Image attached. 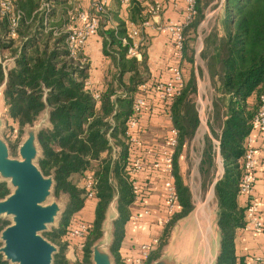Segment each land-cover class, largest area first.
I'll list each match as a JSON object with an SVG mask.
<instances>
[{
    "label": "trees",
    "instance_id": "obj_1",
    "mask_svg": "<svg viewBox=\"0 0 264 264\" xmlns=\"http://www.w3.org/2000/svg\"><path fill=\"white\" fill-rule=\"evenodd\" d=\"M145 1L155 2H129V20L135 25L150 18V14L144 13ZM12 5L8 14L0 16L2 104L8 118L18 124L20 131L25 125H32L40 113L49 108L50 126L37 133L41 147L38 165L44 175L53 176L54 194L68 195L59 227L47 234L61 248L53 264H91V247L102 236L103 221L114 201L118 217L114 221L110 248L115 264H123L120 247L126 224L133 216L131 206L138 197L130 173V163L138 154V148L133 147L126 131L134 113L135 95L142 84L151 80L145 52L147 37L142 33L140 55L130 56L128 50L133 41L127 35L126 21L119 17L122 0L110 1L106 11L99 15L96 34L102 38L103 52L111 59L113 67L106 72L102 88L95 89L87 84L91 65L83 48L75 53L69 48V1L12 0ZM194 7L195 13L183 32L182 48V60L189 63L190 73L187 79L184 77V85L173 96L170 107L177 130L172 165L181 209L166 225L164 235L167 236L171 226L194 208L191 190L179 171L182 150L191 144L200 125L196 69L201 77L203 68L197 65L196 49L191 40L197 38L207 12L217 9L208 29L203 32L200 58L215 91L210 129L219 144L216 148L213 138L205 135L199 168L202 175L208 177L220 153L224 170L214 185L221 232L216 264H244L235 251V237L246 225L247 209V205L240 203L239 184L244 172L241 166L244 142L253 131L264 86V0H195ZM15 11L22 15L13 36L10 15ZM73 14L76 11L73 10ZM7 53L12 59L11 65L4 63ZM95 93L99 94L97 99ZM88 171L93 172L95 180V216L88 221L83 259L70 263L65 255L69 244L66 236L74 215L84 208L88 199L82 185ZM9 193L7 182L1 181L0 199ZM6 225L8 222L0 218V233ZM158 255L159 251L150 255L147 264ZM0 264H9L1 253Z\"/></svg>",
    "mask_w": 264,
    "mask_h": 264
},
{
    "label": "crops",
    "instance_id": "obj_2",
    "mask_svg": "<svg viewBox=\"0 0 264 264\" xmlns=\"http://www.w3.org/2000/svg\"><path fill=\"white\" fill-rule=\"evenodd\" d=\"M148 4L147 1L144 2V5ZM185 8L186 0H177L176 3L165 0L161 14L152 18L150 24L143 29V33L147 37L145 52L150 67L151 80L148 81L149 89L146 97V108L139 118L136 137L140 142L138 145V153L142 156L146 166L142 173L141 181L147 188L148 193L141 204H133L131 206L132 214H137L138 218H133L132 216L126 225L125 237L120 247V258L123 264H133L134 257L138 254L141 244L150 241L152 238H161L163 227L159 222L167 216L165 202L167 174L163 169H157L151 166L152 158L150 152L153 149L162 150L168 148L171 136L170 131L174 128L169 109L166 106L167 102L161 101L158 98L156 88L159 83L170 79L173 66L179 63L177 62L178 57L174 41L164 29V25L168 22L182 21L186 13ZM145 10L147 9H144V13ZM119 17L126 21L128 28L131 23L129 20V5H121ZM115 24L113 21L112 25ZM195 49L196 55L199 54L201 48ZM83 50L89 56L91 65L88 86L100 89L104 84L106 72L109 68L113 67L111 59L104 55L102 38L98 34L90 36L83 46ZM181 62L184 65L183 68L181 67L184 77L187 79L190 73L188 69L189 63L180 59V66ZM202 68L207 74L205 67L202 66ZM196 73L198 76L197 69ZM202 132L209 133V129H203ZM254 148L258 158V163L254 171V191L249 197L240 195V203L247 205L250 198H256L258 200L260 216L264 220V139L258 133L255 135ZM187 149V147H184L179 157V171L185 184H188L185 178V169L187 166L184 164V160L187 158ZM212 197L213 191H211L207 203L199 207L201 215L205 216L207 214L206 207L209 205V200ZM95 206V199H87L84 208L78 213L87 210L88 218H85L91 221L95 216ZM180 209L181 207L178 204L176 212ZM191 212L182 219L186 221L187 219L190 220L189 216ZM197 223L199 224L198 221ZM74 250H77L78 254L79 249L74 248ZM235 251L236 255L243 259L244 264H259L258 259L264 258V232L241 228L235 237Z\"/></svg>",
    "mask_w": 264,
    "mask_h": 264
},
{
    "label": "built area",
    "instance_id": "obj_3",
    "mask_svg": "<svg viewBox=\"0 0 264 264\" xmlns=\"http://www.w3.org/2000/svg\"><path fill=\"white\" fill-rule=\"evenodd\" d=\"M165 0H155L153 3L147 5V10L145 14H150V18L145 19L140 25H135L132 22L128 27V37L132 39L133 43L129 47L130 56H139V46L143 40V29L150 24V20L154 17H157L161 14L164 7ZM176 3L177 0H170ZM130 0H122V4L129 5ZM110 4V0H91L89 3L88 10L85 9H76V14L74 15V20L77 23L75 26L68 27V42L69 48L72 53L78 48H83L87 39L96 34L97 28L99 25V15L106 11L107 7ZM195 0H186L185 15L182 21L179 22H168L164 25V29L168 32L170 37L173 39L175 44V49L177 53V63L172 68V76L169 80L159 83L157 85L158 98L161 101L167 102L166 106L169 109L173 101V96L178 93L184 85V73L180 66V59H182V48H183V32L186 25L192 19L195 13ZM12 0H0V16L8 14L12 10ZM91 10L93 12H91ZM21 12H13L10 15V33L11 35L16 34V28L18 26L19 18L21 17ZM126 42V39H124ZM89 85V83L87 82ZM149 85L148 83L142 84L139 87L135 95V100L133 103V115L127 123V135L130 137L133 147L138 148L139 140L136 137V132L139 124V118L141 114L145 111L146 108V97L148 93ZM95 99L99 97L98 93L94 94ZM254 127L250 135L245 139V152L243 158L241 159V166L244 170L243 176L240 180L239 189L240 194L243 196H251L254 191V182H255V168L258 163V158L256 156V151L254 148L255 135L258 133L262 135L264 139V86L263 91L260 96V105L257 111V114L254 117L253 121ZM170 139L168 148L157 150L153 149L150 154L152 158L151 166L157 169H163L167 174L166 182V193H165V202L167 216L162 218L159 222L161 226L169 222L172 214L176 212L178 202L177 189L175 184V178L173 175V165L172 157L173 152L177 146V130L172 128L170 131ZM219 142L217 141V145ZM218 148V146H217ZM130 173L133 178V186L135 191L138 193L135 204H141L145 197L147 196L148 190L141 181V176L145 170V162L142 156L138 153L136 154L130 163ZM93 172L88 171L82 179V185L85 187L88 195V199L94 198V184L95 180L93 179ZM147 213V212H145ZM133 218H138V215H133ZM88 221L80 218L74 217L71 225L69 226L66 240L68 241V247L72 249L78 248L82 251L84 241L88 233ZM248 230L264 232V220L260 216L258 210V200L256 198H250L247 204L246 209V225L245 227ZM157 244V238H152L150 241L144 242L140 245L138 254L134 257V264H147L151 252L155 249ZM74 250V249H73ZM259 264H264V258L258 259Z\"/></svg>",
    "mask_w": 264,
    "mask_h": 264
},
{
    "label": "water",
    "instance_id": "obj_4",
    "mask_svg": "<svg viewBox=\"0 0 264 264\" xmlns=\"http://www.w3.org/2000/svg\"><path fill=\"white\" fill-rule=\"evenodd\" d=\"M2 91L3 86L0 87V100H2ZM40 121L43 125L38 126ZM49 126V108L42 111L32 125L24 126L23 130L27 135L19 146L20 159L10 157L8 144L0 138V175L4 178L0 182H7L10 189L9 180L14 187L13 191L0 199V218L3 215H11L13 220L0 233V242H2L0 253L9 264H53L55 254L59 252L58 247L42 234L48 230L49 225L57 221L60 212L58 202L45 203L50 196L55 195V182L53 176L44 175L38 165L41 147L37 133L40 129ZM215 183L216 181L213 184V192ZM117 217L118 211L115 203V213L110 217L111 232L107 234L105 242L109 245V251L100 241L104 234V220L103 234L91 247V264H115L110 247L114 239V221ZM182 220L181 218L178 221L186 228V223ZM178 233L173 232L172 241ZM183 235L188 238L187 245L191 246L188 251L193 253L191 254L193 261L190 264H216L221 247V232L218 223L214 227L208 219L207 225L199 223L197 230L185 229ZM171 246L172 244L169 247H163L160 255L149 264H182L173 255L171 256L169 251Z\"/></svg>",
    "mask_w": 264,
    "mask_h": 264
},
{
    "label": "rangeland",
    "instance_id": "obj_5",
    "mask_svg": "<svg viewBox=\"0 0 264 264\" xmlns=\"http://www.w3.org/2000/svg\"><path fill=\"white\" fill-rule=\"evenodd\" d=\"M68 1H69L70 6H71L69 9L68 16H69V18L71 16V19H70V22L67 24V28L70 26H75L77 24L73 18V16H74L73 10L74 11H76V9L88 10V8H89L88 4L90 3L91 0H68ZM111 1H113V0H111ZM111 5H110V8H111ZM216 11H217V9L216 10L212 9V10H209L207 12V16L203 20V23L200 25L197 38H195V40H191V43L193 44V46H195V48H197V49L201 48V50H202V48H203V32H204V30L208 29L209 21L212 20V16L216 13ZM86 56L89 59V56L87 54H86ZM196 57H197V65L201 66V67L202 66L205 67L203 60L200 58V53L197 54ZM11 62H12V59L7 53V55L4 57V63L7 65H11L12 64ZM182 65L183 64L181 62V67L183 68L184 65L183 66ZM188 69H189V66H188ZM197 78H198L197 106H198V110L200 112L199 114H200V118H201V125L199 126V129L197 130L195 137L192 140L191 144L187 147L188 148L187 149V158L184 160V164H185V166H187V168L185 169L186 183H188L187 185H189V188L191 190L192 200H193V204H194L193 211L191 212V215L189 216L191 221L188 219H187V221L182 220V222L186 223V226H187L186 228L181 226L180 222L177 221L173 226H171L170 230L167 233V236H165L164 235L165 234V232H164L165 227L171 221V219L174 215V214H172L171 218L169 219V222L162 226L163 227L162 236H161V238L157 239V244L155 246V249H153L151 252V255H152L156 251H159V255H160L161 249L163 247H165V246L169 247V245L172 244V246L169 249L170 254H171V256L173 255L174 258L178 259L180 261V263H182V264H190L193 261V258L191 255L193 253H190L188 251V249L190 250V247H191L189 244L187 245L188 238L183 235L184 230L185 229L190 230V228L197 230V226H198L197 221L201 225L205 226L208 224V219L210 220L211 223H213L214 227H216V225H217V203L215 200V195L213 194V197L209 200V205L206 207L207 208V214L205 216L201 215V213L199 212V207L201 205L207 203V200L209 199V196H210L211 191L213 189L214 182L222 175V171L224 170L223 160H222L220 153H217L216 158H215V164H216L215 169L211 172V174L208 177L207 176L204 177L200 171V168H199V164H200L201 156H202V150H203V146H204L205 135L208 134L209 136H211L213 138L216 148L218 145H217L216 139L212 136L211 129H210V122L212 120V113H213V111H212V100H213V97L215 95V91H214L213 86L211 85L208 73L206 74L203 71L202 76L200 77L198 75ZM40 124L43 125L42 121H40L38 126H40ZM214 125H215L216 130L219 131L217 124H214ZM206 128L209 129V133H203L202 132V130L206 129ZM26 135H27L26 131H24V130L20 131L18 124L16 122H13L12 119L8 118L6 111L4 109V106L2 104V100H0V138H2L8 144L10 157L16 158V159L21 158L20 153H19V146H20L21 142L24 140V138H26ZM3 179L4 178L0 175V180H3ZM8 183L10 186V191H13L14 187L10 184L9 180H8ZM52 201L58 202V204L60 205V212L57 216V218H58L57 221H55V223L53 225H49L48 230L42 232L43 236L46 237L47 239H49L47 234L52 229L59 227L62 214H63V212L66 209L67 204H68V195L62 194V193L58 196L52 195L46 200L45 203H50ZM87 212H88L87 210H83V212H81V213H76L74 215V217L84 218V220L89 221L87 219L88 218ZM114 213H115V203L112 202L109 209H108L106 219H105L104 224H103L104 234L100 240L103 243L105 249L108 251H109V245H106L105 242L107 239V234H110V232H111V228H112L111 227V221L112 220L110 219V217L113 216ZM174 213H176V212H174ZM85 217H87V218H85ZM2 218L4 220H6L8 222V224H11L13 222L11 215H3ZM176 225H179V226L176 227ZM174 231L175 232L177 231L179 233L177 234V237L172 241ZM164 236H165V240L160 247V243H161V241H163L162 239L164 238ZM179 236H181V238L178 239ZM51 242L54 243L58 247L59 251L61 250L59 244H57L53 241H51ZM178 242H180V243L178 244ZM73 249H72V247L69 248L68 246H66V248H65V255H66L67 259L69 260V262L73 263L76 261H81L83 259V252L81 250H79V252L77 254V250H73ZM70 250H72V251L70 252ZM68 252H69V254H68ZM187 253H189L190 255H188ZM171 256L169 255L170 258H172ZM89 259H90V263H91V259H92L91 254H90ZM199 263H200V261H199ZM11 264H16V263H11ZM133 264H134V262H133Z\"/></svg>",
    "mask_w": 264,
    "mask_h": 264
},
{
    "label": "bare ground",
    "instance_id": "obj_6",
    "mask_svg": "<svg viewBox=\"0 0 264 264\" xmlns=\"http://www.w3.org/2000/svg\"><path fill=\"white\" fill-rule=\"evenodd\" d=\"M212 191H213V189H212ZM214 194V193H213Z\"/></svg>",
    "mask_w": 264,
    "mask_h": 264
}]
</instances>
